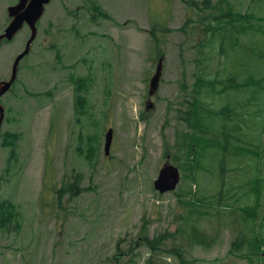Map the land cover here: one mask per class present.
Masks as SVG:
<instances>
[{
  "label": "rangeland",
  "instance_id": "rangeland-1",
  "mask_svg": "<svg viewBox=\"0 0 264 264\" xmlns=\"http://www.w3.org/2000/svg\"><path fill=\"white\" fill-rule=\"evenodd\" d=\"M17 1L0 0V32L9 23L8 6ZM93 2L108 15L99 14ZM228 2L241 13L259 16L260 7L252 0ZM200 16L188 0H51L46 6L32 51L2 99L7 112L0 169L6 196L0 200V264H181L177 249L187 264H264V241L253 236L249 225L243 235L254 243L242 247L246 258L229 255L241 231L234 222L236 211L254 202L255 194L248 196L252 188L261 192L264 206V81L257 80L264 75V31H247L244 24L239 38L232 32L220 44L219 75L229 82L253 76L254 83L232 88L212 105L209 129L231 151L203 160L205 173H199L197 182L214 202L224 188L225 204L216 208L220 213L206 206L207 214L190 224L203 227L217 244L192 245L186 235L180 236L190 205L154 187L166 161V143L177 152L191 131L179 109H187L182 101L189 98L196 58L207 36ZM155 22L170 31L161 32L164 71L155 106L146 110L149 81L160 60L150 35ZM29 36L25 26L12 41L0 44V81L10 78ZM210 54L214 67L218 52ZM76 77L89 80L77 88ZM78 94L86 103L84 115L76 114ZM110 127L114 138L106 155ZM8 132L14 134L13 144ZM81 134L84 147L88 135L98 136L92 160L77 152ZM180 170L189 173L188 168ZM78 173L79 196L60 199L56 189ZM193 181L183 188L199 192ZM259 214L264 216V210ZM145 226L151 237L168 230L174 236L152 250L142 238ZM262 230L260 223L257 233Z\"/></svg>",
  "mask_w": 264,
  "mask_h": 264
},
{
  "label": "trees",
  "instance_id": "trees-1",
  "mask_svg": "<svg viewBox=\"0 0 264 264\" xmlns=\"http://www.w3.org/2000/svg\"><path fill=\"white\" fill-rule=\"evenodd\" d=\"M264 0H252V3L260 7L259 16L254 12L241 13L238 11V6L236 4L228 2V0H188V3L197 11L201 20L205 22L202 24V29L207 33V36L203 38L201 49L199 51V56L196 58V64L198 71L195 72L194 84L190 89V84L188 81L183 83V89L187 92L190 89L189 98H184L182 103H187V109L181 110V119L186 122L190 132L184 134L181 144H178V151L173 152L168 143L165 145L164 155L167 156L171 154L173 159H175L184 171L186 168L189 169L188 174L182 176V181L179 185V188L173 193L178 196V200L187 203L188 208V219H186V228H179L178 234L180 236L186 235L187 239L192 245L197 246H206L209 245L212 241L214 244L216 238H213L209 233L200 226L195 224H190L193 221L203 217L207 213L204 211L206 206L212 207V210L217 213L219 212L216 208L220 205L225 204L224 200V188L219 193L217 192V197L215 202L213 199L208 200L209 198L203 194L202 189L200 188L197 178L199 173L202 174V162L203 160L214 155L218 151L227 153L230 150V147L227 144H224L215 133L209 129V120L212 119L214 109L212 107L213 103L217 100L219 96H222L227 91L232 88H248L254 83L253 76H249L242 80H234L229 82L226 76H220V70L218 69V62L221 60L220 57V44L226 41L229 33L234 32L236 36L234 38H239V35L243 33L244 24H246L245 29L258 28L263 32L264 17L262 14ZM93 8L99 11V14L107 16L105 12L102 11L100 5L97 2H93ZM202 12H205L202 14ZM254 18L258 19V23L254 24ZM192 19V18H190ZM240 24H242L240 26ZM170 31L167 27L162 28L160 24L155 22L150 30L152 46L155 47L159 54V59L165 55V40L162 39L161 32ZM264 34V32H263ZM233 46L236 47V43H233ZM217 50L218 57L215 60V66L213 67V58L211 57V50ZM262 57L264 58V48L262 50ZM89 79L83 77H76L72 81L75 85L83 87L85 82ZM259 82L264 81V75L259 79ZM219 84L221 87L215 89V85ZM78 92H83V88L78 90ZM78 96L82 98L80 94ZM76 99V114L84 115L86 114V103L84 99ZM86 101V100H85ZM225 111V108H222V112ZM212 125V124H211ZM13 133L8 132L9 143L13 144ZM97 135H88L87 143L85 147H89L88 150L82 145L84 142V136L81 134L80 142L81 144L77 146V152L88 160H92L95 156L97 150L93 146L92 142L97 140ZM222 143V144H221ZM221 144V146H220ZM12 156H15L13 151ZM14 158V157H13ZM12 159V158H11ZM82 180V174H73L68 176L66 180L62 182L60 188L56 189V193L60 199L63 198V195H69L70 198L74 196H79L82 189L80 188V183ZM187 180H194L193 182L198 184V191L193 192L192 188L189 186L188 189L183 188L184 183ZM180 190V191H179ZM251 191V192H250ZM248 192V196L255 194V200L251 204H243L239 206L238 211H236L235 223L237 227L241 230L235 239L231 242L230 254H234L233 257L237 258H246L242 254L241 249L245 245H252L254 242L251 239L244 238L243 232L247 228L246 225H249L248 229L253 232L254 237H261L264 241V216H261L259 213L264 210V206L261 204V192L253 190V188ZM214 197V196H213ZM243 199L245 196L242 195ZM61 202V201H59ZM220 213V212H219ZM197 214L196 218H193V215ZM242 214L244 216H242ZM241 219V221H238ZM262 224L263 230L262 233H257V227L259 224ZM174 236V233L169 230L166 232H158L153 237L149 235V226H145L144 230L142 229V238L145 244L152 250H156L163 244L169 237ZM179 254V261L181 264H187L183 259V251L177 249ZM231 256V255H230ZM217 261V260H216ZM197 262V261H196Z\"/></svg>",
  "mask_w": 264,
  "mask_h": 264
},
{
  "label": "water",
  "instance_id": "water-1",
  "mask_svg": "<svg viewBox=\"0 0 264 264\" xmlns=\"http://www.w3.org/2000/svg\"><path fill=\"white\" fill-rule=\"evenodd\" d=\"M51 2V0H18L16 4L10 5L8 7V15L10 17V22L5 27V29L0 32V44L5 40H12L18 34L20 30L28 25L31 34L27 40L24 50H22L16 57L12 66V74L8 80L0 81V98L7 93L15 83L20 63L23 58L28 55L31 50L35 39L38 36V22L43 17L46 6ZM163 57L160 58L156 71L150 79L149 92L147 100V110L154 107V102L152 96L157 92L160 81L163 75ZM6 117V106L0 101V134L2 132V126ZM114 137V128L108 129L105 136V153L109 155L111 145ZM171 156H168L165 163L159 170L157 179L154 181L155 188L160 193L169 192L175 190L181 180L180 169L177 165L172 163L170 160Z\"/></svg>",
  "mask_w": 264,
  "mask_h": 264
},
{
  "label": "flooded vegetation",
  "instance_id": "flooded-vegetation-1",
  "mask_svg": "<svg viewBox=\"0 0 264 264\" xmlns=\"http://www.w3.org/2000/svg\"><path fill=\"white\" fill-rule=\"evenodd\" d=\"M2 149H5V135L3 132L0 135V151H2ZM1 170L2 168L0 169V200L6 196V177Z\"/></svg>",
  "mask_w": 264,
  "mask_h": 264
}]
</instances>
